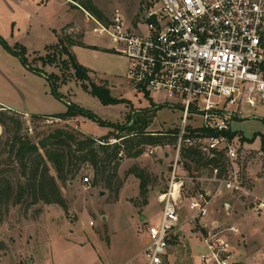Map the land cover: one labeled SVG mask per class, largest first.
I'll return each mask as SVG.
<instances>
[{
	"label": "rangeland",
	"instance_id": "1",
	"mask_svg": "<svg viewBox=\"0 0 264 264\" xmlns=\"http://www.w3.org/2000/svg\"><path fill=\"white\" fill-rule=\"evenodd\" d=\"M143 5L144 0H0V36L10 48L15 49L17 44L24 46L27 62L34 69L0 43V101L32 113L61 114L70 107H77L96 116L92 119L77 114L67 121L40 120L29 114L26 116L27 113L10 112L5 107L6 115H0L4 120L0 121V180L10 181L15 188L19 182L26 181L20 168L13 163L15 156L11 154L10 145L16 127L9 116L21 122L20 134L36 143L49 131L66 125H76L71 126L76 131L79 128L75 127L81 126L85 133L100 138L111 131L117 132L113 124L131 126L132 118L135 121L143 118L146 110H149L148 115L153 113L149 131L165 133L179 127L182 111L168 106L164 94L153 93L152 99L134 94L128 59L113 50L108 35L96 30L97 25L88 16V13L93 15L90 7H96L109 21L113 10L119 7L127 24L135 27ZM67 23H72L76 30L71 31L69 26L68 30L64 29ZM49 28L51 32L60 31L59 37L72 36L78 43L72 48L78 61L91 69L90 81L108 88L113 97L123 101L103 104L90 93V81L78 80L71 65L62 62L66 59L64 55L51 65H44L37 59L45 55L47 46L59 42L54 33L46 31ZM50 76L54 77L56 90L53 81L48 79ZM156 106L160 107L152 112ZM240 111L242 115L233 120L232 127L248 153L241 165L242 175L250 189L264 197V152L261 150L264 146V104L243 103ZM161 141L158 145L145 146L144 152L136 157L128 156L123 147V157L118 161L117 174L110 187L104 181L95 182L94 170L89 164H82L77 177L64 186L49 163L51 175L56 177L69 200L70 211L66 214L57 204H32L31 196L19 204L14 205L12 200L0 204V264H143L142 258L135 259L144 246L143 217L147 222L156 221L160 211L157 196L168 189L172 169L171 158L167 155H173L175 140L166 137ZM156 146L160 148L149 154L150 148ZM41 153L44 154L43 150ZM184 164L189 175L185 180L186 200L200 192L207 196L211 193L212 214L224 226H237L239 222L234 214L239 213L235 208L240 206L246 207L252 218L264 216L244 204L246 198L236 197L209 180L210 167L198 168L187 156H184ZM132 168L144 171L146 194H141L140 179L131 173ZM86 176L90 177V183L85 185ZM188 212L185 205L181 211L184 235L170 248L173 264H195L199 259L196 247L199 236L193 224L186 221ZM241 234L240 230L231 241L234 252H238V264H244L242 250L249 252L246 264H264V248L255 251L260 238H264V223L255 237L245 239Z\"/></svg>",
	"mask_w": 264,
	"mask_h": 264
},
{
	"label": "built area",
	"instance_id": "2",
	"mask_svg": "<svg viewBox=\"0 0 264 264\" xmlns=\"http://www.w3.org/2000/svg\"><path fill=\"white\" fill-rule=\"evenodd\" d=\"M140 14L135 27L127 24L119 7L106 22L88 16L96 30L108 35L113 50L128 59L134 94L152 99L153 93H162L168 106L182 111L176 133H147L171 136L175 143L173 155H167L172 162L168 189L157 196L159 215L155 222L144 220L143 264H173L170 248L184 235L181 211L185 205L186 221L199 236L195 264H238L231 241L240 229L224 226L214 217L212 194L200 192L186 200L189 175L184 156L187 148H193L206 159L222 157L224 165L210 167L209 180L246 198L244 204L257 214L264 213V197L250 189L242 175L248 153L237 135H230L243 103L264 104V0H144ZM1 109L6 108L0 103ZM129 124H135L134 117ZM132 136L95 140L123 148ZM158 148H150L149 154ZM122 157L120 151L118 161ZM88 183L86 176L84 184Z\"/></svg>",
	"mask_w": 264,
	"mask_h": 264
},
{
	"label": "trees",
	"instance_id": "3",
	"mask_svg": "<svg viewBox=\"0 0 264 264\" xmlns=\"http://www.w3.org/2000/svg\"><path fill=\"white\" fill-rule=\"evenodd\" d=\"M90 10L99 20L103 22L107 21L104 19L102 11L98 8L90 7ZM0 43L8 48L11 53L23 59L27 66L31 67L27 62L26 48L24 46L17 44L18 46L15 49L10 48L1 36ZM77 44L78 43L72 36L65 34L59 37V42L57 44L47 46L45 55L37 56V59L42 60L44 65H51L56 63L59 56L63 57L64 55L68 60L63 59L62 62L65 65H71L75 77L78 80L90 81L89 74L91 69L81 64L72 50ZM17 49L21 50L18 51ZM48 79L53 81L52 83L56 90L54 77L50 76ZM89 83L91 84L90 93L97 97L103 104H116L123 101L113 97L108 88L99 86L93 81ZM84 87L85 89H89L88 86ZM158 107L160 106H156V108L151 109V111H156ZM3 111L5 110H0V115L5 116L6 114ZM9 111L14 112L11 110ZM148 111L149 110H146V112L143 113L144 117L137 119L133 126L111 124L117 129V132L111 131L98 139H109L112 136L120 137L121 134H134V136L124 141V149L127 155L131 157L141 155L144 152L145 146L161 144L162 139L171 136H152L147 134L153 118V113L148 115ZM77 114L96 119V116L92 113L83 111L77 107H70L66 112L61 114L48 116L33 114L32 117L33 119L40 120L44 118H57L61 121H67ZM9 119L15 123L16 127V133L10 145L11 154L15 156L13 163L20 168L22 176L26 177V181L19 182L15 188L10 181L6 179L0 180V204L9 200H12L14 205L19 204L22 203L27 196H31L32 204H38L39 202L57 204L68 214L70 211L69 200L64 195L56 177L51 175L49 163L56 171L58 180H60L64 186L77 177L82 164H89L92 166L95 182L104 181L108 183L109 187L111 186L112 179L116 176L118 170V157L122 149L121 145H100L95 140L97 137L85 134L81 130L76 131L70 125L57 127L49 131L46 137L39 139L38 143H36L29 136L20 134L21 122L18 119H15L13 116H9ZM0 121L2 123L4 122L1 116ZM105 124L107 123L105 122ZM176 131L177 129H172L167 133H176ZM230 135L234 137L237 133L235 131ZM172 139L174 138L172 137ZM125 142L128 143V145L126 144L125 146ZM41 150H43L44 154L41 153ZM261 150L264 152V146ZM185 155L191 158L198 168H212L224 165L222 157L206 159L200 152L193 148H187ZM187 166L190 167V165ZM131 173H134L140 179L141 194H146L147 179L145 178L144 171L138 168H132Z\"/></svg>",
	"mask_w": 264,
	"mask_h": 264
},
{
	"label": "crops",
	"instance_id": "4",
	"mask_svg": "<svg viewBox=\"0 0 264 264\" xmlns=\"http://www.w3.org/2000/svg\"><path fill=\"white\" fill-rule=\"evenodd\" d=\"M6 2L8 1V0H5ZM68 2V1H67ZM70 3V2H69ZM71 4V3H70ZM72 24V23H71ZM71 24H69V23H67L63 28L64 29H67V28H69L70 27V30L71 31H75L76 30V28L74 27V26H71ZM69 26V27H68ZM62 28V29H63ZM51 29L49 28V29H46V31L49 33V34H55L54 35V38H56V37H58L59 38V33H60V31L59 32H57V29H54V31L53 32H51L50 31ZM68 30V29H67ZM49 41H52V40H49ZM0 103L2 104V105H4L5 107H7L9 110H11V111H14V112H17V113H27V114H29V115H33V114H37V115H54V114H42V113H32V112H29V111H27V110H25L24 108H22V107H18V106H16V105H12V104H7V103H4V102H2V101H0ZM24 107V106H23ZM71 126H76V125H71ZM77 128H79V130H81L83 133H85L84 131H83V129L81 128V126L80 127H78L77 126ZM85 134H87V133H85ZM89 135V134H88ZM94 137H96V136H94ZM236 210H238L239 209V213H235L234 215H235V217H236V221L237 222H239L238 224H236L237 225V227L239 226V228H240V230H241V237L243 236V235H245V239L246 238H248V236H251V237H255V234H258V228L259 227H261V224L263 225V223H264V216H257V217H254V218H252L251 216L252 215H250V213H249V210L248 209H246V207H244V206H240V207H238V208H235ZM256 215V214H255ZM145 220V218L143 217V221ZM258 245H257V247H256V250L255 251H260V250H262L263 248H264V238H263V236L260 238V241L257 243ZM143 250V249H142ZM142 250L139 252V253H137L136 254V257H135V259H138V258H142V256H141V252H142ZM240 252V251H239ZM242 254L244 253L245 255L243 256L244 258H243V263L244 264H246L245 263V258L247 257V253H249L248 251H246V250H242V252H241ZM126 262H123V263H121V264H125ZM104 264H108L107 262H105Z\"/></svg>",
	"mask_w": 264,
	"mask_h": 264
},
{
	"label": "water",
	"instance_id": "5",
	"mask_svg": "<svg viewBox=\"0 0 264 264\" xmlns=\"http://www.w3.org/2000/svg\"><path fill=\"white\" fill-rule=\"evenodd\" d=\"M103 194V193H102ZM104 220H105V217H104Z\"/></svg>",
	"mask_w": 264,
	"mask_h": 264
}]
</instances>
